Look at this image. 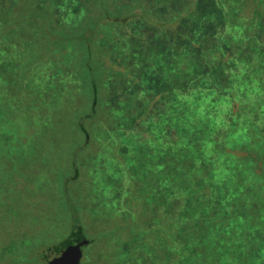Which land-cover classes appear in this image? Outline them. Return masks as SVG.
I'll list each match as a JSON object with an SVG mask.
<instances>
[{
    "label": "rangeland",
    "instance_id": "obj_1",
    "mask_svg": "<svg viewBox=\"0 0 264 264\" xmlns=\"http://www.w3.org/2000/svg\"><path fill=\"white\" fill-rule=\"evenodd\" d=\"M242 8L228 0H0V34L20 24L19 37L34 38L45 56L64 30L76 49L80 40L94 49L95 81L112 75L125 84L103 87L87 121L93 90L78 60L70 69L46 55L26 99L16 71L27 50L0 55V264L25 260L36 245L33 264H48V250L80 226L94 240L80 264H147L149 254L156 264H228L225 246L204 263L196 255L219 230L259 249L264 0ZM106 17L122 21L110 27ZM158 20L161 31L151 26ZM115 32L111 55L104 50ZM119 53L137 56L134 71L114 62ZM14 85L21 88L6 100ZM178 215L187 221L177 237L174 226L134 233Z\"/></svg>",
    "mask_w": 264,
    "mask_h": 264
},
{
    "label": "trees",
    "instance_id": "obj_2",
    "mask_svg": "<svg viewBox=\"0 0 264 264\" xmlns=\"http://www.w3.org/2000/svg\"><path fill=\"white\" fill-rule=\"evenodd\" d=\"M228 1L233 4L234 8H237L239 10H242L243 5L246 4V0H237V3H236V0H228ZM106 20L110 22L109 23L110 27L119 25L117 22L122 21V19H120L118 17H106ZM151 26H157V28H159L158 30L161 31V29H162L161 27L166 26V24L163 22H160L158 20V22H154V24H152ZM63 28H65V27H63ZM22 29H23V26H21L20 24H11V25L8 24V25L2 27V32L0 34V55L14 57V56H16V53L18 51L27 50L24 52L25 58H23V60H26L25 65L22 67L17 66V71H16L17 75L19 76L18 83L16 85H21V87L25 91V92H23V90L20 91V95L23 94L24 98L29 96V94L31 92L30 91L31 86H33L34 82H35V77L30 78L31 73H33V74L37 73V69L35 68V64H39V65L40 64L41 65L47 64L46 63V61H47L46 55H51V57L49 58L51 63H49V64H53V62L58 63V64L61 63V65H63L64 68L67 67L70 69H71L72 65L76 64V61L78 60L77 70L79 72H81V74H83L84 77H87V79H89V81H90L89 84L92 86V90H93V104H92L91 108L88 110V112H86L85 115L83 116V118L86 119L87 121L93 120L91 118L96 116L97 105L104 101L103 100V93H102L103 87H105L106 85L108 87L109 85H113L114 83L117 85L118 90H121L125 87L124 82H122L121 80H117V79L113 78L112 75H111L110 79L107 76L103 77L102 82H97L94 80V77H93L94 66H96L97 70H99V67L96 64H94L95 63L94 62L95 53H94V49H93V51H91V48H89V46H90L89 41H88V44H87V42H85L83 40L78 41L77 45H80L81 47L76 49V46L74 47L75 43L74 44L72 43V42H74V39H72L71 37H68L64 33V30H62L61 35L57 36V34L55 33V36H57V37L54 36L53 46L51 47L49 54H46L44 56L43 54H45V53H44L43 49H38L35 51L38 41H36L34 38L28 37V36H27L28 39L27 38L22 39L19 37L20 36L19 35L20 30H22ZM11 32H13V34H11ZM115 33H116V35L113 37L111 35L108 36L110 38V41H111V44L108 46V48H112L114 46V42H115L114 39L118 37L117 35H119L118 32H115ZM106 38L107 37H104L102 39V43H101L102 45L106 41ZM4 40H8L7 44H5ZM10 40H12L13 44H10ZM115 48H112L111 50L105 48L106 50H104V52L111 54ZM130 53H132V51H130ZM111 55H110V57H113ZM81 57H82V61L80 63ZM117 57L118 58L115 59L114 62L121 61V63H123V65L121 66L122 68H124V69L133 68L132 71H134L135 66L133 67L132 65L137 60L136 55L132 54V55L126 56V54H124V53H122V54L119 53L117 55ZM118 70H120V69H118ZM0 73H1V75L6 73L5 71H3L1 65H0ZM50 76H52V74H50ZM9 79L6 78L5 81H7ZM0 80H2V79L0 78ZM11 81H12V79H11ZM83 82H84V80H83ZM47 84L48 83L46 82V80L44 78V83H42L43 93H49L48 90L52 84V79L50 81V85L47 86ZM79 84H82V79L80 80ZM16 85L11 86L9 88H6V89H10V91H11L10 95L6 94V95H9L6 97V100H9V99L13 100L15 98V95L13 94V92H18V88H21V87H18ZM69 86H70V83H69ZM64 93H66V92H64ZM20 95H19V97H20ZM47 96L48 95L46 94L42 100H46ZM32 99H34V98H32ZM2 101H4V100L1 99L0 104L2 103ZM15 101L16 100H14L13 102H15ZM55 103H59V102H54V101L48 102V104H55ZM80 125H82V124H80ZM80 125H79V127H80ZM79 130L83 135H86L88 132V129L86 127H82L81 129L79 128ZM84 143L86 144V146L90 145L89 140H85ZM233 217H235V216H233ZM186 221L187 220L185 218V215H183V217L178 215L177 218L170 224L171 226L169 225L167 227H163L162 229L160 228V226H154V227L151 226V228H149V229H145V230L142 229L139 231L137 230L134 233L137 235H142V234H149L151 230H155L156 232L158 231V232H162L163 234H168L170 232V230L174 229V228H172L174 226V227H176V230L173 232V234L177 237V236H179L181 228ZM221 221L222 220H219V222H221ZM79 230L83 233V228L81 226L77 227L74 229V231H71L69 233V235L64 240L69 238L75 231H79ZM83 235H84V233H83ZM84 237L87 239V237L85 235H84ZM201 238L204 239L203 237H201ZM87 240H88V243L85 244L82 248L89 247L94 242V240H92V239H90V240L87 239ZM63 241L59 242L57 245L61 244ZM177 241L180 242V240H177ZM240 241L244 242L242 247L236 246V244H238ZM197 243L203 244V242H197ZM256 244L259 246V249H255L253 242L252 241H250V242L245 241L244 237L241 240H238V238L234 234L229 235L227 232H222L221 230H219L217 232V234L214 236V238L212 239V246L211 247L206 246V249H208V250H205L204 248H202L200 251L196 252V255H198V257L200 258V262L204 263L207 261L208 258L211 259L212 257H216V256L220 258V253L222 252L223 246H225L228 248L227 254L231 255V258H232V259L230 258L231 260L228 264H261L263 262L262 259L264 257V243L258 241ZM57 245H54V246H57ZM37 246L38 245H36L35 248ZM32 247L30 248L31 252L29 251L26 254L25 260L20 261V262H15L13 264H33V263H35L33 261V259H35V255L32 254V252H35V248L34 247L32 248ZM156 251L158 252V250H156ZM47 255H48V253L45 256V259H47ZM149 256L153 257L154 260L151 261L150 258H147L149 260V262L147 261V264H156V262H158L157 257L155 258L154 254L153 255L149 254ZM166 261H167V264L170 263L169 260H166ZM46 262H47V260H46ZM5 264H8V263L6 262Z\"/></svg>",
    "mask_w": 264,
    "mask_h": 264
},
{
    "label": "water",
    "instance_id": "obj_3",
    "mask_svg": "<svg viewBox=\"0 0 264 264\" xmlns=\"http://www.w3.org/2000/svg\"><path fill=\"white\" fill-rule=\"evenodd\" d=\"M88 243L83 233L75 231L61 244L48 250V264H80L83 257L82 247Z\"/></svg>",
    "mask_w": 264,
    "mask_h": 264
}]
</instances>
